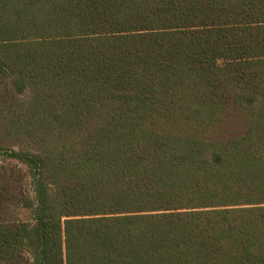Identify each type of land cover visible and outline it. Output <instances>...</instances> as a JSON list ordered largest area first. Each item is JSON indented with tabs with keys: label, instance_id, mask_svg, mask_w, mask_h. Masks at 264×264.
Here are the masks:
<instances>
[{
	"label": "trees",
	"instance_id": "16d2710c",
	"mask_svg": "<svg viewBox=\"0 0 264 264\" xmlns=\"http://www.w3.org/2000/svg\"><path fill=\"white\" fill-rule=\"evenodd\" d=\"M0 264H264V0H0Z\"/></svg>",
	"mask_w": 264,
	"mask_h": 264
},
{
	"label": "rangeland",
	"instance_id": "374dc122",
	"mask_svg": "<svg viewBox=\"0 0 264 264\" xmlns=\"http://www.w3.org/2000/svg\"><path fill=\"white\" fill-rule=\"evenodd\" d=\"M12 163H14V162H12ZM19 167H21L22 169L24 168L22 165H20ZM24 170V169H23ZM25 172V171H24ZM27 179V178H26ZM25 179V180H26ZM27 181H25V184L27 185ZM28 188V187H27ZM22 218H26V217H28V212L27 211H24V212H22L21 213V215H20Z\"/></svg>",
	"mask_w": 264,
	"mask_h": 264
}]
</instances>
